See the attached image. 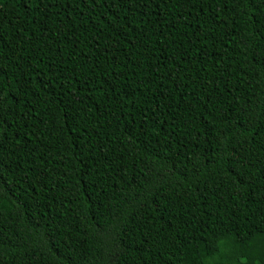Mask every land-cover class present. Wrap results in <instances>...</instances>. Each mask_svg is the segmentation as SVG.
I'll return each mask as SVG.
<instances>
[{
  "label": "trees",
  "instance_id": "obj_1",
  "mask_svg": "<svg viewBox=\"0 0 264 264\" xmlns=\"http://www.w3.org/2000/svg\"><path fill=\"white\" fill-rule=\"evenodd\" d=\"M0 264H264V0H0Z\"/></svg>",
  "mask_w": 264,
  "mask_h": 264
}]
</instances>
